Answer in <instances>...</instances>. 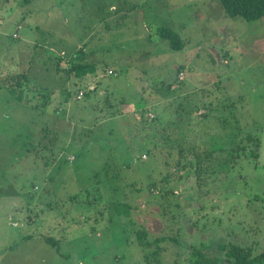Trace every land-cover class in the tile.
Returning <instances> with one entry per match:
<instances>
[{"label": "rangeland", "instance_id": "obj_1", "mask_svg": "<svg viewBox=\"0 0 264 264\" xmlns=\"http://www.w3.org/2000/svg\"><path fill=\"white\" fill-rule=\"evenodd\" d=\"M81 52L97 72L77 86L56 64ZM24 74L25 105L10 91ZM246 132L258 160L221 162L201 187L176 177L162 199L167 149L151 160L152 142L203 152ZM139 231L169 240L155 259ZM232 243L264 251V18H230L219 0H0V264H193L194 246L224 259Z\"/></svg>", "mask_w": 264, "mask_h": 264}, {"label": "trees", "instance_id": "obj_2", "mask_svg": "<svg viewBox=\"0 0 264 264\" xmlns=\"http://www.w3.org/2000/svg\"><path fill=\"white\" fill-rule=\"evenodd\" d=\"M219 1L226 15L230 18H241L247 22L259 21L264 18V0ZM158 34L162 39L169 42L171 49L181 51L185 48L183 40L174 30L170 28H159ZM83 54L84 53L81 52L78 57L72 58V60H70V67L65 70H59L60 63L62 62L61 58L56 64L57 71L63 73L67 77L68 82L72 80H77L75 82V85L77 86L79 85V82L81 80L97 72V66L94 64L87 63ZM28 77V74L16 77L14 86L10 88V91L15 96L16 100L24 105L28 102L25 99V96L27 95L25 92V84L28 83ZM176 84H169V88H173ZM70 93L69 96L71 95ZM212 105L213 103H208V105H206L205 107H208L210 109ZM179 107H182V104ZM156 117V120L152 121V123H154L158 127L162 123L163 115L157 114ZM162 140H164L165 142H152L154 151H152L150 159L153 160V157L156 156V153L157 155H159L158 152L160 150L167 149L165 154L167 156L168 161H166L164 165L166 167L165 169H168V174L170 175H167L166 178L163 180L164 184H162L165 186L160 189L163 192L161 197L165 200L168 197H173L175 195L174 189H166V187L169 186L172 181H177L176 177L178 178V181L181 182L185 178L194 176L197 181V185L199 187L204 186L206 184L204 179H206L207 176L212 177L213 175L217 174L222 175V172L218 173L214 166L219 167L222 162L224 165L223 168L224 170H226L225 173L230 174L235 169V166L238 164V162L244 157H251L255 160H258L260 158V151L262 148L261 139H259L258 136H255L250 132H246L245 136L244 133L238 134L237 142H234L231 146L225 147L222 144H218L211 149L204 150L203 152H199V148L197 145H193L189 148H186L181 143L175 144V141L171 140L170 136L166 138L163 135ZM218 154H220L219 157L217 156ZM223 155H228V159L224 160ZM172 169H175L174 174H172ZM76 199H78L76 196L72 198V200ZM87 203L90 206L94 204V202L91 200H88ZM172 203L173 202L170 201L169 205H171ZM175 206L181 207L183 211H186V209L188 208L190 210L196 211L191 206H186L185 208H182L181 204L180 206L178 204H176ZM131 209V206H128L125 203H118V205L116 206L117 214L121 217L129 216ZM199 211H201V209ZM52 223L53 224L51 225H54V219ZM135 235L138 244L141 246L144 252L146 250L156 248V250L149 253L148 257H145L147 254L144 256L145 258H149L146 259L147 261H149L150 259L153 260L155 259V257L159 256L162 253L161 250L164 251L163 248H161L160 246L166 241H169L166 238H160L156 239L154 242H149L148 233L144 231H139ZM41 238L46 245L50 246L53 249H56V251H59L60 242L51 237L50 234L41 236ZM177 239V237L171 238L170 242H175L179 244ZM26 240L31 241L33 240V237L30 236L26 238ZM193 248L194 249L191 253V255L193 256V260L190 259L193 264H223L224 260L227 262V264L264 263V251L255 254V249L243 247L239 244L232 243L229 246H220V252H225L224 259L220 257V255H215V257L211 256L212 252L210 251V249L204 247V245H202L201 248H195V246Z\"/></svg>", "mask_w": 264, "mask_h": 264}, {"label": "built area", "instance_id": "obj_3", "mask_svg": "<svg viewBox=\"0 0 264 264\" xmlns=\"http://www.w3.org/2000/svg\"><path fill=\"white\" fill-rule=\"evenodd\" d=\"M184 79H185L184 75L183 74H180L179 80L180 81H183Z\"/></svg>", "mask_w": 264, "mask_h": 264}]
</instances>
